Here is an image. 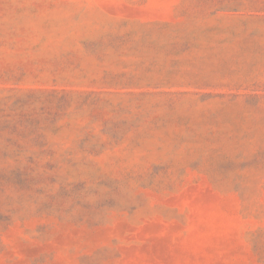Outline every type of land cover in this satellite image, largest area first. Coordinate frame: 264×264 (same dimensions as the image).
<instances>
[{"label":"rangeland","instance_id":"rangeland-1","mask_svg":"<svg viewBox=\"0 0 264 264\" xmlns=\"http://www.w3.org/2000/svg\"><path fill=\"white\" fill-rule=\"evenodd\" d=\"M0 264H264V0H0Z\"/></svg>","mask_w":264,"mask_h":264}]
</instances>
